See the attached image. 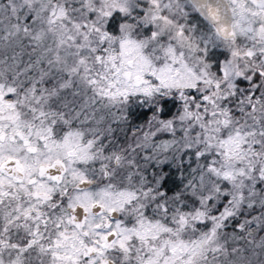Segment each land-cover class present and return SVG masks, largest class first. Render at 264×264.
Here are the masks:
<instances>
[{
	"label": "snow or ice",
	"instance_id": "6c2138e0",
	"mask_svg": "<svg viewBox=\"0 0 264 264\" xmlns=\"http://www.w3.org/2000/svg\"><path fill=\"white\" fill-rule=\"evenodd\" d=\"M0 264H264V0H0Z\"/></svg>",
	"mask_w": 264,
	"mask_h": 264
}]
</instances>
